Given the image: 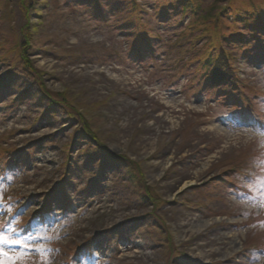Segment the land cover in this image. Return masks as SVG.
Here are the masks:
<instances>
[{
    "label": "rangeland",
    "instance_id": "obj_1",
    "mask_svg": "<svg viewBox=\"0 0 264 264\" xmlns=\"http://www.w3.org/2000/svg\"><path fill=\"white\" fill-rule=\"evenodd\" d=\"M96 1L105 16L0 0V197L26 208L18 238L52 237L35 241L49 264H264V0ZM223 48L237 80L213 87Z\"/></svg>",
    "mask_w": 264,
    "mask_h": 264
},
{
    "label": "trees",
    "instance_id": "obj_2",
    "mask_svg": "<svg viewBox=\"0 0 264 264\" xmlns=\"http://www.w3.org/2000/svg\"><path fill=\"white\" fill-rule=\"evenodd\" d=\"M73 1V0H71ZM81 4H84V6L87 8V12L91 13V14H97L96 11H100V16H105V13L102 12L99 8V3L96 0H83V2H81ZM134 5V4H133ZM110 8L112 9V11L115 12V14H120V13H124L125 11H130L132 10V7H128L127 9H125L126 7H124V2L119 1V0H111L110 1ZM184 9L185 7L182 6ZM209 16V14H208ZM217 18V17H216ZM122 21V26L124 29H132L134 28V23L131 19L127 18V19H120ZM245 22H248L247 19H245ZM227 41V39L225 38V42ZM264 43V42H263ZM213 56L211 57V62L209 63V72L207 74L206 80L207 82H209V84L213 87H220L223 84H225V86H234V84L236 83V78L234 75V71L231 67V64L229 62V57L226 55L225 53V49H220L219 54H212ZM23 63L25 65L24 70H26V68L28 69V59L26 56H23ZM48 99V98H47ZM49 102V104H54L57 103V101H55L54 99H48L47 100ZM46 114V113H45ZM44 114V115H45ZM44 115L41 117L43 118ZM254 120H256L255 118H257L255 116V114L253 115ZM52 138V137H51ZM70 144V142L68 143ZM70 158L71 155H68L66 161L64 164H66L65 167V172H71L72 171V167H71V163L70 162ZM105 167L103 165V162L101 163V166H99V168L97 169V171L95 172V174L92 176L91 181H93L94 179L99 178L100 173H102L104 171ZM63 179V178H61ZM67 179L64 180V182ZM90 187L96 188L99 187L98 185H96L95 183L90 184ZM88 190H86L87 192ZM54 197H47L45 198V200L43 201V209L37 211V215L34 216V218H38L39 221H43V216L45 214H48V210L50 209V205L51 202L53 201ZM30 226H28L27 228H29ZM97 233V232H96ZM111 233V231L107 232V235H109ZM119 234V233H117ZM96 238L98 237L99 233L96 234ZM92 236L91 239H85L84 241H82L81 243H79L78 245H75V248L72 251V254L74 256H82L83 253L86 251L88 254L91 253V249H92V240L94 239ZM86 248V249H85ZM68 262V261H67ZM69 264V262H68Z\"/></svg>",
    "mask_w": 264,
    "mask_h": 264
},
{
    "label": "snow or ice",
    "instance_id": "obj_3",
    "mask_svg": "<svg viewBox=\"0 0 264 264\" xmlns=\"http://www.w3.org/2000/svg\"><path fill=\"white\" fill-rule=\"evenodd\" d=\"M261 136H264V132H260ZM9 176H0V183H3L5 180H10ZM19 203V201H17ZM12 205L5 204L3 198L0 197V217H6L0 219V264H26V257L23 253H17L15 249L17 247L23 248L25 250L31 249L32 252L37 253L41 256L39 264H49L46 254L50 249L45 248L42 245L35 244V241L38 240H48L52 237L47 235H28L27 240H22L19 237L20 231L16 227L17 220L19 216H22L26 208L21 207L15 215H9L12 213ZM32 219L28 221V226H31ZM27 230V227H25ZM29 240L33 241V244H29ZM6 249H11L7 251ZM95 260V257H92ZM32 264H36L35 261Z\"/></svg>",
    "mask_w": 264,
    "mask_h": 264
}]
</instances>
